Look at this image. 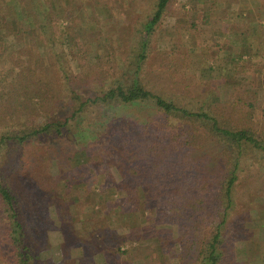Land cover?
Masks as SVG:
<instances>
[{
  "label": "rangeland",
  "instance_id": "obj_1",
  "mask_svg": "<svg viewBox=\"0 0 264 264\" xmlns=\"http://www.w3.org/2000/svg\"><path fill=\"white\" fill-rule=\"evenodd\" d=\"M156 1L73 0L75 11L67 31L78 37L72 47L63 17L70 13L72 0H22L32 13V27L40 26L32 7L38 12L45 9L44 39H37L33 49L26 48L32 43L28 32L20 29L27 24L8 22L0 11V44L9 45L5 53L0 48V70L9 80L8 71L24 58L41 57L48 65L46 55H58V63L70 75L57 81L82 94L95 95L119 81H129V63L139 54L143 25ZM18 2L0 0V5L18 6ZM48 38H53L56 54ZM13 51L18 57L10 60ZM148 55L141 73L148 88L176 100L185 98L186 105L215 99L226 111L234 110L232 99L256 101L253 125L256 130L263 127L264 0H171ZM7 83L13 88L4 82L0 90ZM63 104L68 103L58 98L47 106L51 116L38 118L31 112L21 119L32 117L43 123ZM133 110L146 115L151 136L159 128L175 133L183 128L179 121L154 117L150 106L126 108L120 118L115 107H108L97 110L100 117L92 114L88 121L76 122L63 136L39 137L19 147L9 164L8 153L0 156L4 182L21 201L27 240L39 254L32 264H180L183 223L178 208L168 215L157 206L160 193H151L148 185L128 177L130 158L123 156L121 148L126 136L132 137L123 129L128 126L125 114ZM9 112V102H1L0 128L9 122L4 118ZM206 147V157L198 159L197 165L211 164L218 186L228 153L213 140ZM240 177L223 264H264V153L243 158ZM214 214L207 213L197 233L210 231ZM0 264H17L1 199Z\"/></svg>",
  "mask_w": 264,
  "mask_h": 264
},
{
  "label": "trees",
  "instance_id": "obj_2",
  "mask_svg": "<svg viewBox=\"0 0 264 264\" xmlns=\"http://www.w3.org/2000/svg\"><path fill=\"white\" fill-rule=\"evenodd\" d=\"M18 1V6L0 5V11L5 12L8 22L20 21L21 24H27L22 26L20 31L23 34L28 32L26 34L29 35L32 45L26 48L33 49L39 42L37 39H44V24L41 21L45 19L46 12L45 9H39L38 12L36 7H32L40 23L38 28L32 27L30 20L32 13L24 7L22 0ZM170 1L157 0L154 10L144 22L139 54L129 63V71H131L129 81H119L106 89L103 88L95 95L82 94L66 82L57 81V79L66 80L70 75L58 63L61 61L58 55H46V59H49L48 65H44L41 57H36L34 60L24 58L22 63L14 64L15 66L13 65L8 71L9 80L6 79L7 74L0 70V83L9 82L13 86L10 89L7 83L0 90V103L7 101L10 104V112L4 117L8 118L9 122L0 128V156L8 153L9 164L13 152L19 147L39 137L63 136L65 131H70L76 122L88 121L92 114L100 117L97 113L98 109L103 112L105 108L115 107L120 118L126 108L150 106L154 117L179 121L183 124V128L179 133L168 128H159L151 136L153 129L145 122L147 117L144 113L133 110L125 114L128 126L123 130L132 133V137L126 136L127 141L123 142L121 148L123 156L130 158L127 166V172L130 173L128 177L139 184L148 185L151 193H160L157 206L166 210L168 215L174 208H178L183 223L180 252H178L181 257L180 264H223L225 261L223 247L225 243H230L227 237L232 236L233 232L232 217L229 214L236 207L233 195L240 183L242 161L250 154L264 153V121L263 127L256 130L253 125L254 119L257 118L256 101L244 98L232 99L233 111L224 110L218 106L219 101L215 99H205L186 105L185 98L176 100L160 91L148 88L143 83L141 73L149 56V46L157 28L163 22ZM73 5L72 0L70 13L66 12L63 15L66 21L65 33L70 37L72 34L67 30L72 26L69 16L75 11ZM77 37H71L72 47L77 45ZM52 39L48 38L50 50L56 54ZM1 46L2 53L9 50L8 44H0V48ZM21 51L19 49V52ZM14 54L15 51L12 52L13 56L10 60L17 56ZM82 56L85 55H78V57ZM98 61L99 57H97ZM63 90L66 92L62 95ZM58 98L59 101L64 100L68 104L56 108L51 119L43 123H38L37 118L32 117L30 120L21 119L31 112L36 114L33 117L49 116L51 113L47 106ZM36 109H41V113ZM1 120L3 117L0 116V122ZM132 122L140 124L135 125ZM210 139L219 147H226L224 150L228 153L226 172L221 175L218 186L216 180H213L216 178L210 168L211 164L197 165L198 159H205L206 144L211 141ZM130 143L134 146H130ZM0 199L3 216L9 222V237L14 247L16 263L32 264L33 261L38 260L39 254L33 250L27 240V226L21 216V201L14 189L4 182L1 168ZM211 211L215 212L213 216L215 219L210 231L205 235L197 233L201 222ZM235 236L239 239L236 234Z\"/></svg>",
  "mask_w": 264,
  "mask_h": 264
}]
</instances>
